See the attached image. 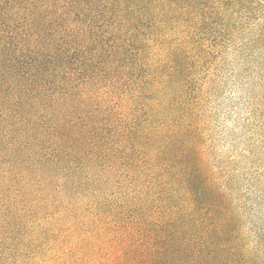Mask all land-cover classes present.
<instances>
[{
    "label": "trees",
    "instance_id": "obj_1",
    "mask_svg": "<svg viewBox=\"0 0 264 264\" xmlns=\"http://www.w3.org/2000/svg\"><path fill=\"white\" fill-rule=\"evenodd\" d=\"M0 264H264V0H0Z\"/></svg>",
    "mask_w": 264,
    "mask_h": 264
}]
</instances>
